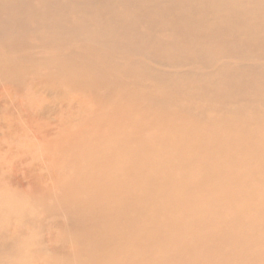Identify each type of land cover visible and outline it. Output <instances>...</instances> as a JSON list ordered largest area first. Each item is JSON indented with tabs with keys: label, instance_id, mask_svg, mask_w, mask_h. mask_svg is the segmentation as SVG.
I'll use <instances>...</instances> for the list:
<instances>
[{
	"label": "bare ground",
	"instance_id": "1",
	"mask_svg": "<svg viewBox=\"0 0 264 264\" xmlns=\"http://www.w3.org/2000/svg\"><path fill=\"white\" fill-rule=\"evenodd\" d=\"M0 175L50 264H264V0H0Z\"/></svg>",
	"mask_w": 264,
	"mask_h": 264
},
{
	"label": "rangeland",
	"instance_id": "2",
	"mask_svg": "<svg viewBox=\"0 0 264 264\" xmlns=\"http://www.w3.org/2000/svg\"><path fill=\"white\" fill-rule=\"evenodd\" d=\"M27 40L35 43L32 35ZM27 97V95L25 96ZM27 193L18 192L7 185L0 175V264L20 263L50 264L54 256L51 247L58 244L59 229L55 225V217L39 213L38 208L32 207L33 202H27ZM30 199V198H29ZM21 209L25 210L34 221L31 224L19 225L9 221L7 216L18 219Z\"/></svg>",
	"mask_w": 264,
	"mask_h": 264
}]
</instances>
